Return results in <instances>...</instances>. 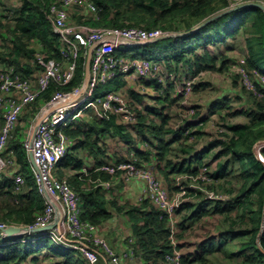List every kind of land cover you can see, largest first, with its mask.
Returning <instances> with one entry per match:
<instances>
[{"label":"trees","instance_id":"trees-1","mask_svg":"<svg viewBox=\"0 0 264 264\" xmlns=\"http://www.w3.org/2000/svg\"><path fill=\"white\" fill-rule=\"evenodd\" d=\"M54 1L56 0H17L19 6H16L14 11L8 12L13 18L12 25L7 28L11 47L8 51L0 52V68L5 64L13 65L17 73L23 78H28L29 75L35 76L37 70L38 73L44 70L42 62L54 59L61 64L63 71H67L72 62L71 54L66 47L67 44L55 32L52 22L47 17V10ZM93 1L98 7L100 19L87 17L89 25L140 26L146 29L160 25L162 29L168 31H179L191 29L206 17L229 8L236 0ZM6 15L5 13V17ZM3 19L0 20V28L4 26ZM80 19L83 20L82 17ZM238 34L246 35L245 66L254 76H257L258 73L264 75V10L255 5L226 12L191 34L139 45L134 52H129L128 55L150 59H165L170 55L177 62L185 61L191 68L202 70L207 69L210 63L214 66L218 60L212 47L219 43L229 42L238 37ZM82 51L83 54L77 59V67L72 81L67 85L52 83L43 93L44 100H49L57 89L69 90L84 81L86 47H83ZM158 52L160 55L157 56ZM119 82L120 78L108 84L105 92L111 90ZM198 86L195 85V88L197 89ZM256 86V90H248L243 87L244 93H248L254 98L252 101L249 98H247L248 100L242 99V105L239 107H234L226 101L224 103L215 101L211 105L212 114L219 112L223 114L226 130L221 131L219 137L216 136L217 138L212 140L207 148L196 152L193 159H184L182 162H174L169 159L173 142L180 140L185 133H188V130L181 128V130H172L167 127L170 123V116L165 114V108H161L160 111L154 109V113L161 118V123H158L149 114L142 112L141 109L138 111V122L136 123L141 132L149 134L153 138L146 150L136 152L137 156H140L137 158L139 163L144 162L143 159L149 160L152 155H155L157 168L172 190L180 189L177 184L178 176L183 174L199 175L206 169L210 182L203 180H199V182L208 184V187L212 188L210 190L222 195V198L210 199L206 197L205 190L188 187L187 198L176 210V217L180 216L179 223L177 220L178 227L180 224L183 230L188 229L207 216L233 214L239 208L242 210L241 218L249 217L250 228L240 227L228 231L220 230L218 235L208 234L192 248L186 249L185 252L181 243L178 245L172 241V229L168 215L148 198H140L137 203L121 205L117 198H107L108 193L105 187L97 184L96 179L94 182H90L89 177L79 172L76 174L77 177L69 176V182L82 197V219L93 224L96 231L100 225L114 215V211L126 214L131 221L132 236L136 240V242H129V237L128 244L131 246L127 251L133 255L137 249L141 252L145 264H164L166 256L175 248L184 251V264H222L225 261H229L228 264H264V162L255 153V143L264 140V84L261 79L256 80ZM159 87L162 85L159 84ZM165 88L161 89L166 95L164 98L174 103L173 101L177 98H172L170 95L174 91L173 84H169ZM131 92L134 98H138V100L143 98L133 90ZM42 103L43 101L39 99L25 108L24 112L28 108L40 106ZM246 103H248L247 106ZM165 107L167 106L165 105ZM0 111L2 110L0 109ZM239 115L246 116L248 121L245 123L228 122L229 117ZM148 121H150L149 124ZM18 124L19 121L9 138L4 154L7 155L12 150L21 165L20 172L27 177L26 186H29V191L25 194L21 193V198L25 197L28 203L25 202L17 210L18 216H14L17 220H10L11 222L6 223L30 225L34 223L36 216L44 210L46 200L40 191L27 149L23 143L21 130L17 127ZM63 130L71 142L74 141L70 151L57 163L56 172L59 177H63L66 170L71 168L83 169L85 159L82 156V151L88 150L93 154L96 166L107 162L104 157L106 149H108L104 142L106 135L117 133L122 138L130 137L129 132L125 131L123 124L119 123L115 116L106 120L97 117L90 125L82 122L73 126L72 123L63 127ZM170 133L175 134L172 140L168 138ZM218 145H222L223 148L216 153L215 158L227 155L226 159L218 158L215 168L209 170L210 164L204 160L212 148ZM183 150L190 151L186 146ZM262 154L264 156V148ZM119 161L122 159H118ZM163 162H165L164 165ZM235 163H238L244 182L241 185L240 193L235 197H231V195L229 197L224 194V189L220 186L228 176L235 172L232 167V165H236ZM173 174L178 176L172 178ZM100 175L104 179L113 181L107 173L101 172ZM97 176V173L93 174L94 178ZM188 182V179H182L184 185H187ZM14 186L15 182L10 178L5 177L0 181L1 192L14 193ZM186 221L191 224L186 225ZM180 235L177 234L178 237H181ZM26 239L23 241V239L12 238L10 240L16 241L0 245V264H20L29 259L34 263L39 262L41 256L43 257L40 255L41 251L44 249L51 250L54 254L61 256L62 264H91L79 250L61 246L50 238L27 237ZM234 244L238 246L234 247ZM223 254L225 258L222 256ZM236 257H240L238 262L235 260Z\"/></svg>","mask_w":264,"mask_h":264},{"label":"built area","instance_id":"built-area-1","mask_svg":"<svg viewBox=\"0 0 264 264\" xmlns=\"http://www.w3.org/2000/svg\"><path fill=\"white\" fill-rule=\"evenodd\" d=\"M76 8H83L84 14L88 12L95 19H100L98 7L93 0H56L47 10V17L52 22L54 30L67 44L66 47L71 54L72 62L67 71H63L61 64L54 59L42 62L45 69L38 74L36 80L31 77L23 78L16 72L13 65L5 64L0 68V109L4 112L5 118L0 131V181L8 164L16 163V156L12 150L5 155V158L3 154L25 108L39 100L52 83L69 84L75 75L81 48L99 42L93 53L90 83L84 95L70 105H64V102L76 98L80 94L81 86H75L72 90L58 89L42 105L39 115L46 114V116L36 130L32 146L38 166V170H35V176L40 191L42 193L48 192L58 205L61 217L55 227L44 229L57 220L58 214L56 206L46 200L44 210L36 216L33 224L27 226L34 229L42 228L31 233L34 238L47 237L61 246L77 249L92 264H97L101 258H107L108 264H125L124 258L129 256V252L116 250L104 236L95 231L93 224L82 219L81 206L83 201L80 194L69 182L67 175L63 177L57 175V162L67 153L69 145V137L62 128L67 124L68 117L87 100L89 101L86 107H92L100 118L108 119L116 112L125 111L124 99L122 102L120 101V105L117 104V97L120 95L109 92L99 96V93L95 95V91L99 86L116 79L120 74H129L135 71L138 74L147 75L158 70L161 65L152 60L148 62V59L130 57L126 60V56L121 52V46L123 39L144 42L162 35L164 31L138 26L109 27L75 23L72 21L71 15ZM132 59L135 60L131 64ZM244 68L247 72L243 77L244 83L249 89L256 90V82L254 83L250 77L252 73L246 66ZM261 76V82L264 84V76ZM190 89H192L191 84L188 86V90ZM24 145L27 149L29 148L28 140H25ZM94 171L107 172L112 176H121L126 180H142L141 199L148 198L167 214L170 224L177 221L176 210L181 202L187 198L188 187L205 190L206 197L210 199L222 198L218 192L200 186L199 180L210 182L206 169L199 175L178 176L177 184H179L180 189L175 196L176 199L173 200H170L169 189L163 185L161 178L141 163L102 164L96 167ZM84 172L87 175L92 173L86 170ZM183 178L188 179L187 185L182 183ZM14 181L25 182V176L20 172H15ZM96 181L97 184L106 187L111 186L110 181L102 179L101 176H98ZM6 226V223L0 224L1 229ZM175 234L176 230L172 229L171 237L173 238ZM3 237L5 239L0 241V245L13 242L4 235ZM172 241L176 244L175 239ZM164 264H184L183 251L175 248L166 256Z\"/></svg>","mask_w":264,"mask_h":264},{"label":"rangeland","instance_id":"rangeland-1","mask_svg":"<svg viewBox=\"0 0 264 264\" xmlns=\"http://www.w3.org/2000/svg\"><path fill=\"white\" fill-rule=\"evenodd\" d=\"M249 1L260 2L264 5V0H236V2L238 3ZM17 3V0H0V9L2 10L0 20L1 18H4V26L0 28V52L8 51L11 47V40L7 28L12 25L13 18H11V13L8 12L14 11L16 6H19ZM5 13L7 14L6 17ZM71 17L72 21L74 22L77 21L78 23L89 24L86 19L87 17L93 16L88 12L84 14L83 8H76L73 10ZM81 17L83 20L80 19ZM154 27L155 28L152 29H158L159 31H168L162 29L160 25H154ZM245 36L242 34H238V37H236L235 39H231L229 42H226L224 44L219 43V45H215L214 47H212V50L218 60L214 66L212 63H210L207 69L197 70L196 68H191L190 65L185 61L177 62L172 56L169 55V57L165 59L162 58L161 60L155 61L156 63L160 64L161 67L158 70L153 71L152 73L145 75L144 73L138 74L134 71V73H127L128 75L125 74L126 76L119 77L120 82L113 86L114 91L112 92L120 95L119 97H117L118 105L121 104L123 99L125 100V111L116 112L112 114L110 118L112 116H115L117 121L123 124L125 131L129 132L130 137L122 138L117 133H115V135H112V133L111 135H106L104 137V142L107 145H111V147H115L116 160H112L109 153L108 159H106L107 162H104L103 164H109V162H115L116 164H118V159L120 158L122 159V161L119 162H135L139 157L133 156L132 153H135L137 155L136 152L140 148H147L149 142L153 140L151 135L141 132L139 129V125L136 124L138 122V111H140L139 109H141L142 112L149 114L158 123H161V118L154 113V109L160 111L161 108H165V114L170 116V123L167 127L172 128V130L187 129L188 133L191 132L189 134L185 133V135L180 140L173 142L174 144L172 146V151L169 155V159H171L172 161L182 162L184 159H193L196 152L207 148L212 140L219 137L221 131L226 130V128L224 127L225 123H223L225 121L224 117H222L223 114L219 112L213 115L211 105L214 104L215 101L221 103H224L226 101V103L230 102L234 107H239L242 105V99L245 100V98H249L252 101L254 98L253 96H249L248 93H244L243 91V87L251 90L246 86V84L244 83L245 80L243 78L244 75L247 74L244 68L245 65L243 63V60L247 55ZM135 48L136 46H122V50H131L132 52H134ZM156 55L158 56L160 55V53L158 52ZM125 58L126 60H128V57ZM134 60L135 59H132L130 63L132 64ZM150 61L151 60H149L148 62ZM37 74L38 70L35 76L29 75L28 78L33 77L36 80ZM250 77L255 83L256 80L258 78L261 79L262 76L250 75ZM159 84H161L162 87H159ZM169 84H173L174 86V91L170 94L172 98H177L173 101L174 103H171L170 100H166L164 98V96H166L165 93L161 91L162 88L167 87ZM189 84L192 85V89L190 90H188ZM195 85H199L197 89L195 88ZM132 90L142 95L143 98L141 100H138V98H134L131 92ZM99 91V96H103L105 93L104 87L100 88ZM83 103L85 104H83L84 107H82L84 108V110H82L81 108L77 112L78 109H76L74 111L76 112L74 117L68 124L65 125V127L69 126L72 123L74 126L82 122L90 125L94 119H96L97 117L100 118L96 115L95 110L92 107H86V103ZM247 104L248 103H246V106ZM165 105L167 107H165ZM41 108L42 104L40 106L30 107L22 114L17 127H19V130H21V136L23 140L27 139L30 135L29 131L34 127L39 113L41 112ZM35 112H38L37 115L34 114ZM100 119L106 120L104 118ZM4 121V112L0 111V131ZM247 121L248 118L244 115L228 118V122L232 123H245ZM147 123L149 124L150 121H148ZM193 132L197 133L193 134ZM168 138L169 140H172V138H174V135L170 133L168 134ZM73 141L74 140H72V142ZM145 143L147 144V146ZM257 143H255V147H257ZM184 146L189 148L190 151L185 152L183 150ZM222 148V145L213 147L210 154L205 158L204 161L210 164L209 170L215 168L218 158H220V160L226 159L227 155H222L221 157L215 158L216 153H218ZM263 148V146L259 148L261 153ZM82 156L85 159V166L83 167V169L78 170L71 168L69 170H66L67 173L64 176L67 175L68 177H77L76 174L79 172H83L84 170L92 171L96 168V162L92 153H90L88 150H86V152L82 151ZM3 157L5 158L4 154ZM164 164L165 162H163V165ZM235 164V166L232 165V167H234L235 169V172L228 176V178H226L223 181V184L221 183L220 186L224 189V194L229 197L230 195L231 197H235L238 193H240L241 185L244 182V179H242L240 175L238 163ZM8 166L4 170L3 178H10L14 181V173L20 172L19 169L21 165L16 159V163H14L13 165L8 164ZM145 168L152 170L159 178L163 180V185L167 186L169 189L170 200L176 199L175 196L177 195L178 190H172L171 188H169L168 183L165 181V178L158 170L157 166L151 167L149 165H146ZM22 174L24 175V173ZM183 175L184 177L192 176V174ZM177 176V174H173L172 178ZM89 181L91 182V180ZM172 184L174 183L172 182ZM200 186L208 190L212 189L208 187V184L205 185V183L200 184ZM27 191H29V186H26V180L22 183L15 182L14 193L8 194L6 192L0 191V224L17 220V218L14 217L18 216V213H16L17 210H19V207L22 204H25V202L26 204L28 203V200L25 197L21 198V193L25 194ZM132 201L133 202L128 200V203L133 204L137 200L134 199ZM241 214L242 210L238 208L233 214L227 213L217 214L215 216H207L203 220L193 224L190 228L184 230L181 228L180 224L178 227L180 216L177 215L176 218L178 220V223L176 221V223L170 224V227L173 230H176V234L173 236L172 240L175 239V242L178 245L181 243L186 252V249L192 248L199 240H201L208 234L218 235L220 233V230L228 231L240 227L250 228L251 221L249 217L243 219L241 218ZM185 224L189 225L191 223L189 221H186ZM177 234L183 235H180L181 237H178ZM27 235L28 234L22 236L25 237ZM237 244L239 245V243ZM237 244H234L233 246L237 247ZM222 256H224L225 258L224 254ZM239 259L240 257H236V262H238ZM57 260V258L52 256H41V260L39 262L34 263L31 259H29L27 261L21 262L20 264L62 263L61 261L59 262ZM228 263L229 261H225V263L223 262L222 264Z\"/></svg>","mask_w":264,"mask_h":264},{"label":"crops","instance_id":"crops-1","mask_svg":"<svg viewBox=\"0 0 264 264\" xmlns=\"http://www.w3.org/2000/svg\"><path fill=\"white\" fill-rule=\"evenodd\" d=\"M214 114L216 113H213V115ZM70 142L71 140H69V143ZM106 147L108 148V150L104 154L105 159H108V154L110 153L111 159L115 161L116 160L115 147L114 146L111 147V145H107ZM139 150H146V148L144 149L140 148ZM132 155L137 156L135 153H132ZM138 157L140 158V156ZM143 160L144 162L141 163L144 166L146 165H149L151 167L157 166L155 155H152L149 160L146 159ZM111 184L113 186L110 189L105 188V190L108 193V195H106L108 199L115 197L118 199V202L121 205L128 203V200L133 202L132 200L136 199L137 201H135L134 203H137L140 200V195L142 193V188H143L142 180L132 179L131 181H126L124 179L122 180L118 178V179H113ZM109 207H111V205H109ZM96 231L99 234L103 235L119 252L127 251L131 246L128 244L129 242H136L135 238H133L132 236L133 229L129 217L126 214L119 213L117 211H114V215L108 220H106L102 225H100L98 227V230L96 229ZM40 255L52 256L57 258L58 259L57 261L62 262L61 256L54 254L51 250L48 249L42 250ZM124 262L125 264H145L141 256V252L137 251V249H136V253H134L133 255L129 254L128 257H125ZM97 264H108V260L107 258H101L97 262Z\"/></svg>","mask_w":264,"mask_h":264},{"label":"water","instance_id":"water-1","mask_svg":"<svg viewBox=\"0 0 264 264\" xmlns=\"http://www.w3.org/2000/svg\"><path fill=\"white\" fill-rule=\"evenodd\" d=\"M259 6L261 7L263 10H264V5L260 2H256V1H249V2H243L241 4H237V5H234V6H231L227 9H224V10H221L219 12H216L208 17H206L204 20H202L200 23H198L197 25H195L193 28L189 29V30H186V31H179V32H169V33H166L162 36H159L155 39H152V40H149V41H146V42H139V41H129V40H126V39H123L122 42L125 44V45H129V46H138V45H142V44H145V43H150V42H154V41H158V40H161V39H165V38H169V37H179V36H184V35H188V34H191L193 33L194 31L202 28L203 26H205L206 24L210 23L212 20H214L215 18L223 15L224 13L226 12H229L231 10H234V9H237V8H241V7H245V6ZM99 44V42H96L92 45H90V47L88 48V51H87V56H86V63H85V77H84V81H83V86H82V92H84L88 85H89V82H90V76H91V60H92V55H93V51L95 49V47ZM70 101H67V102H64L63 104H67L69 103ZM46 116V114H44L42 117L38 118L33 129H32V132L29 136V144H30V148L28 149V158L30 160V163H31V166L38 170V166H37V163H36V159H35V155H34V152H33V149H32V146H33V140H34V137H35V134H36V130L40 124V122L42 121V119ZM255 153L257 155V157L260 159V160H263L264 161V158L260 152L259 149H256L255 148ZM44 194L46 196V198L51 202L53 203L57 210H58V214H57V220L54 222V223H51L49 224L48 226H46V228H53L55 227L57 224H58V221L61 217V213L59 211V207L58 205L56 204V202L51 198V196L48 194V192L44 191ZM40 228H37V229H34V228H29V227H26V226H20V225H9L5 228H2V231H0V234L1 233H4L5 235H8V236H15V235H19V234H24L26 232H33V231H36V230H39Z\"/></svg>","mask_w":264,"mask_h":264},{"label":"clouds","instance_id":"clouds-1","mask_svg":"<svg viewBox=\"0 0 264 264\" xmlns=\"http://www.w3.org/2000/svg\"><path fill=\"white\" fill-rule=\"evenodd\" d=\"M94 2V1H93ZM95 3V2H94ZM237 4H241V3H238V2H236V1H233L232 2V4L230 5V7L231 6H234V5H237ZM0 16H1V9H0ZM75 23H78L77 21L75 22ZM200 23V22H199ZM79 24H86V23H79ZM53 25V24H52ZM86 25H89V24H86ZM90 26H93V25H90ZM109 27H111V26H109ZM138 27H140V26H138ZM54 28V27H53ZM56 32V31H55ZM57 33V32H56ZM166 33H169L168 31H164V33L162 34V35H164V34H166ZM162 35H160V36H162ZM159 37V36H158ZM157 38V37H156ZM62 39V38H61ZM155 39V38H154ZM152 40V39H151ZM63 41V40H62ZM149 41V40H148ZM140 42V41H139ZM144 42H146V41H144ZM96 43V42H95ZM92 44H94V43H92ZM91 44V45H92ZM146 44V43H145ZM99 45V44H98ZM97 45V46H98ZM96 46V47H97ZM122 46H128L129 47V45H125L123 42H122ZM122 46H121V50H122ZM139 46V45H138ZM83 47H85V46H83ZM82 47V48H83ZM90 47V45L88 46V47H86V51L84 52V55H85V57L87 56V51H88V48ZM95 47V48H96ZM137 47V46H136ZM82 48H81V51H80V55H82L83 54V51H82ZM95 50V49H94ZM122 52V54H124L126 57H130V58H138V59H148V60H152V61H157V60H161V59H150V58H140V57H136V56H131V55H128V53L129 52H131L132 53V51L131 50H122L121 51ZM93 53H94V51H93ZM79 55V56H80ZM133 55V54H132ZM92 59H93V55H92ZM50 60V59H49ZM245 65V64H244ZM44 69H45V66H44ZM91 70H92V60H91ZM43 71H41V72H39L38 74H40V73H42ZM38 74H37V76H38ZM126 75H128V74H126ZM125 74H120L116 79H114V80H112V81H110V82H107L106 84H104V85H101V86H99V88L98 89H96V91H95V95L96 94H98V93H100V88H102V87H104V90H105V88H106V86L108 85V84H110L111 82H113V81H115V80H117L119 77H121V76H126ZM258 75H263V74H260V73H258ZM252 76H254V75H252ZM264 76V75H263ZM31 78H33V77H31ZM90 78H91V76H90ZM54 83H56V82H54ZM90 83V82H89ZM57 84V83H56ZM52 85V84H51ZM80 86H81V92H80V94L76 97V98H73V99H71V100H69L70 102L69 103H67V104H64V105H70L72 102H74L75 100H77V99H79V97H82L83 95H84V93L86 92V90L84 91V92H82V86H83V82L81 83V84H79ZM79 85H76V86H79ZM75 87V86H74ZM73 87V88H74ZM88 87H89V85H88ZM87 87V88H88ZM73 88H71V89H69V90H72ZM58 90V89H57ZM112 91H114V89L112 88L111 90H109V91H107V92H105L104 93V95H106V94H108L109 92H112ZM56 92V91H55ZM54 94V93H53ZM52 94V95H53ZM42 96H43V94H42ZM40 97L39 99H41V101H43V103H42V105L44 104V102H46V101H48V100H44L43 98L44 97ZM52 97V96H51ZM88 101L89 100H87V101H85V103H86V105H87V103H88ZM84 103H82L77 109V112L82 108V107H84V105H83ZM82 110H84V108H82ZM24 112V111H23ZM37 113L38 112H35V114L37 115ZM75 113L76 112H73L69 117H68V119H67V124L72 120V118L74 117V115H75ZM23 114V113H22ZM21 114V115H22ZM44 115V114H43ZM40 116V115H39ZM38 116V118H40V117H42V116H40L39 117ZM37 121V120H36ZM36 123V122H35ZM4 125V124H3ZM65 127V126H64ZM2 129V128H1ZM33 129V128H32ZM31 129V130H32ZM63 129V128H62ZM29 131L30 132V134H31V132L32 131ZM30 136V135H29ZM29 136H28V138L27 139H24L23 140V143L25 142V140H28V142H29ZM70 140V139H69ZM262 144V145H261ZM70 145H71V143L68 145V150H67V153L70 151ZM25 146V145H24ZM264 147V140L263 141H261V142H258L257 143V147H256V149H259L260 147ZM27 149V148H26ZM29 149V148H28ZM28 149H27V152H28ZM261 152V151H260ZM66 153V154H67ZM65 154V155H66ZM262 154V153H261ZM5 155V154H4ZM64 155V156H65ZM262 156H263V154H262ZM63 157V156H62ZM263 158H264V156H263ZM59 161V160H58ZM262 162H264L263 160H261ZM135 162H137V163H139V160L137 159V161H135ZM58 163V162H57ZM109 163H115V162H109ZM118 163H121V162H118ZM141 163V162H140ZM142 164V163H141ZM102 165V164H101ZM100 166V165H99ZM96 167H98V166H96ZM32 169H33V171H34V174H35V170L36 169H34L33 167H32ZM95 170V169H94ZM94 170H92V171H90V172H92L90 175H87V174H85V172L83 171V172H81L82 174H84L85 176H87V177H89V179L90 178H92L93 177V174H95V173H97L98 174V176H101L100 175V173L102 172V171H94ZM79 172V171H78ZM67 173V172H66ZM104 173H107V172H104ZM107 174H109V173H107ZM111 177H112V179H118V178H120V179H124L123 177H121V176H117V177H115V176H112L111 174H109ZM97 176V177H98ZM4 177V176H3ZM3 177H2V179H3ZM97 177L96 178H92V179H90L91 180V182H94L95 181V179H97ZM102 177V176H101ZM1 179V180H2ZM68 179H69V177H68ZM102 179H104L103 177H102ZM25 180H26V178H25ZM104 180H107V181H110V179H104ZM124 180H126V179H124ZM162 180V179H161ZM126 181H131V180H126ZM162 182H163V180H162ZM96 183H97V181H96ZM110 183H111V181H110ZM164 184V183H163ZM100 185V184H99ZM103 186V185H102ZM105 188H110V187H106V186H104ZM167 187V186H166ZM76 189V188H75ZM42 193V192H41ZM43 195H44V197H45V200H48L47 198H46V196H45V194H44V192L42 193ZM82 198V197H81ZM140 198H141V196H140ZM54 223V222H53ZM7 224V223H6ZM9 225H20V224H7V226H9ZM6 226V227H7ZM20 226H26V227H28L27 225H20ZM5 228V227H4ZM40 229H42V228H40ZM44 229H51V228H44ZM0 231H2V229L0 228ZM36 231H38V230H36ZM36 231H33V232H36ZM31 233L32 232H26V233H24V234H19V235H15V236H8V235H5L4 233H1L0 234V238H1V240L0 241H3L5 238L3 237V235L5 236V237H7L8 238V240H10V239H12V238H15L16 240H18V239H20V240H22L23 239V241H25V240H27L26 238L27 237H29V238H34L32 235H31ZM25 234H28L27 236H22V235H25ZM103 236V235H102ZM47 238V237H46ZM16 240H11V241H16ZM53 241V240H52ZM55 243V242H54ZM88 260V259H87ZM91 263V262H90ZM92 264V263H91Z\"/></svg>","mask_w":264,"mask_h":264}]
</instances>
